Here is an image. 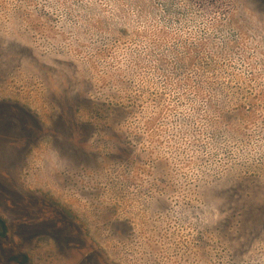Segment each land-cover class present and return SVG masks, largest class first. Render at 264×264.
<instances>
[{"label": "rangeland", "instance_id": "obj_1", "mask_svg": "<svg viewBox=\"0 0 264 264\" xmlns=\"http://www.w3.org/2000/svg\"><path fill=\"white\" fill-rule=\"evenodd\" d=\"M0 264H264V0H0Z\"/></svg>", "mask_w": 264, "mask_h": 264}]
</instances>
